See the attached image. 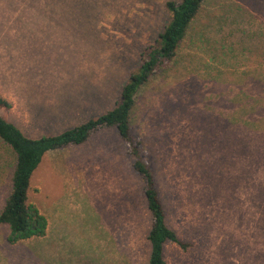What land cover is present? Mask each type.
Segmentation results:
<instances>
[{"label": "rangeland", "instance_id": "1", "mask_svg": "<svg viewBox=\"0 0 264 264\" xmlns=\"http://www.w3.org/2000/svg\"><path fill=\"white\" fill-rule=\"evenodd\" d=\"M170 0H0V116L30 138L111 110ZM166 222L165 264H264V0H205L172 62L135 96ZM115 129L47 153L29 202L45 237L14 245L0 224V264H146L145 183ZM14 154L0 142V210Z\"/></svg>", "mask_w": 264, "mask_h": 264}, {"label": "trees", "instance_id": "2", "mask_svg": "<svg viewBox=\"0 0 264 264\" xmlns=\"http://www.w3.org/2000/svg\"><path fill=\"white\" fill-rule=\"evenodd\" d=\"M205 0H170L165 3L170 18L156 41L140 56V65L123 86L115 106L98 117L54 135L27 137L21 129L0 116V142L15 156L8 197L0 210V224L8 227L7 243L44 237L47 220L38 208L29 202L31 178L43 157L52 151L87 142L93 135L115 129L126 146L127 155L134 158L133 169L145 183L144 194L151 216L147 235L150 255L146 264H165L163 250L167 243L186 251L191 244L182 241L166 222V211L155 184L150 166L143 160L144 146L133 136L131 112L139 89L162 67L169 65L187 36ZM0 108L9 110L11 103L0 95Z\"/></svg>", "mask_w": 264, "mask_h": 264}, {"label": "crops", "instance_id": "3", "mask_svg": "<svg viewBox=\"0 0 264 264\" xmlns=\"http://www.w3.org/2000/svg\"><path fill=\"white\" fill-rule=\"evenodd\" d=\"M47 224H48V223H47ZM44 237H45V236H44ZM44 237H43V238H44Z\"/></svg>", "mask_w": 264, "mask_h": 264}]
</instances>
